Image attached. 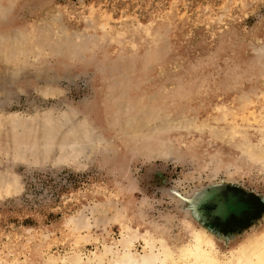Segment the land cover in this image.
<instances>
[{
	"label": "rangeland",
	"instance_id": "rangeland-1",
	"mask_svg": "<svg viewBox=\"0 0 264 264\" xmlns=\"http://www.w3.org/2000/svg\"><path fill=\"white\" fill-rule=\"evenodd\" d=\"M262 127L264 0H0V264L242 238Z\"/></svg>",
	"mask_w": 264,
	"mask_h": 264
},
{
	"label": "bare ground",
	"instance_id": "bare-ground-1",
	"mask_svg": "<svg viewBox=\"0 0 264 264\" xmlns=\"http://www.w3.org/2000/svg\"><path fill=\"white\" fill-rule=\"evenodd\" d=\"M246 151L250 156V162L234 159V164L241 167L240 171L256 169L264 176V141L257 147L246 146ZM187 225L186 238L183 239L178 253L175 252L171 240L163 237L160 240L147 241L146 247H149V252L142 254L143 256H135L125 251L117 255L120 260L113 261L112 264H264V219L257 229L251 230L240 239L231 238L230 243L228 240L219 242L216 235L208 231L201 222H196V225ZM155 242L160 248V250L157 248V253L154 252ZM223 242L228 243L230 247L228 257L217 248V245ZM32 260L33 262L29 261L26 264H42L36 257ZM73 261L76 262V260ZM96 264L104 263L101 261Z\"/></svg>",
	"mask_w": 264,
	"mask_h": 264
}]
</instances>
